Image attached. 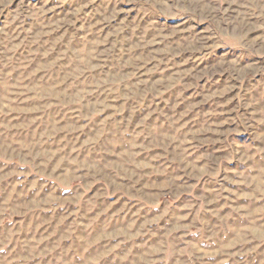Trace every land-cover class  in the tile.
I'll return each instance as SVG.
<instances>
[{"label":"rangeland","instance_id":"obj_1","mask_svg":"<svg viewBox=\"0 0 264 264\" xmlns=\"http://www.w3.org/2000/svg\"><path fill=\"white\" fill-rule=\"evenodd\" d=\"M264 264V0H0V264Z\"/></svg>","mask_w":264,"mask_h":264},{"label":"crops","instance_id":"obj_2","mask_svg":"<svg viewBox=\"0 0 264 264\" xmlns=\"http://www.w3.org/2000/svg\"><path fill=\"white\" fill-rule=\"evenodd\" d=\"M196 257H197V256H195V255H194V257H193V258H194V264H197V262H198Z\"/></svg>","mask_w":264,"mask_h":264}]
</instances>
